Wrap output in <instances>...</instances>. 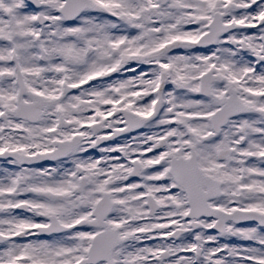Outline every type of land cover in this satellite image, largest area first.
I'll return each mask as SVG.
<instances>
[{
  "label": "snow or ice",
  "instance_id": "obj_1",
  "mask_svg": "<svg viewBox=\"0 0 264 264\" xmlns=\"http://www.w3.org/2000/svg\"><path fill=\"white\" fill-rule=\"evenodd\" d=\"M0 264H264V0H0Z\"/></svg>",
  "mask_w": 264,
  "mask_h": 264
}]
</instances>
